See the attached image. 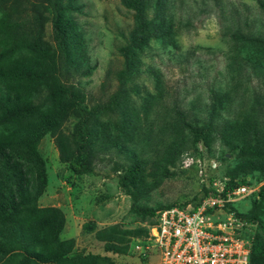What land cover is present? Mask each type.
I'll list each match as a JSON object with an SVG mask.
<instances>
[{
	"label": "rangeland",
	"instance_id": "374dc122",
	"mask_svg": "<svg viewBox=\"0 0 264 264\" xmlns=\"http://www.w3.org/2000/svg\"><path fill=\"white\" fill-rule=\"evenodd\" d=\"M260 1L163 0L176 25L174 35L127 50L135 21L122 0H75L79 11L72 14L93 68L68 82L85 91L89 107L111 97L117 107L100 114L88 173L75 174L60 161L50 133L38 143L40 158L25 147L24 128L36 115L3 133L8 148L0 154V205L22 202L19 215L30 223L58 209L63 216L58 238L73 239L69 256L93 253L115 264H157L148 239L153 218L132 210L118 175L131 159L138 161L137 204L155 211L199 201L205 183L199 169L202 178L216 175L213 161L220 163V173L233 171L256 182L264 170V43L236 40L233 34L264 38ZM45 25L51 41V22ZM7 43L0 32V51ZM14 59L7 57L6 63ZM195 116L210 122L211 130L205 144L194 146L185 123ZM73 122L70 118L63 130L70 131ZM187 155L191 163L184 161ZM234 205L239 213L257 216L254 232L257 225L264 237V201L254 195ZM35 209L43 211L35 216ZM12 229L0 223L1 239ZM106 240L120 245L121 252L105 251ZM5 259L16 264L20 253Z\"/></svg>",
	"mask_w": 264,
	"mask_h": 264
},
{
	"label": "trees",
	"instance_id": "16d2710c",
	"mask_svg": "<svg viewBox=\"0 0 264 264\" xmlns=\"http://www.w3.org/2000/svg\"><path fill=\"white\" fill-rule=\"evenodd\" d=\"M74 1L0 0V12L3 14L0 32L8 38L6 48L0 51V154L8 148L2 134L11 131L20 119L36 115V122L24 128L22 142L25 147L40 158L38 143L44 134L50 133L54 137L60 161L67 163L73 173L82 174L93 171L91 144L100 114L114 112L117 101L111 97L103 104L89 107L85 91L68 82L70 76L86 75L93 68L90 60L85 57L83 38L72 14L73 11H79ZM122 2L133 11L135 21L123 48L136 49L151 39H164L174 35L176 25L172 16L165 12L163 0ZM260 5L264 7V1H260ZM48 21L51 22V41L45 36V24ZM233 38L264 43V38L257 40L240 31H236ZM7 57L15 59L7 64ZM70 118L74 120L73 127L65 132L63 127ZM199 121V117L195 116L185 123L190 134V144L194 146L198 143L205 144L211 130L210 122ZM141 172L140 163L131 159L123 167L122 173H119L118 184L131 197V208L136 214L148 215L154 219L155 209L137 204ZM224 175L249 184L264 181V170L256 177V182L245 176L239 178L233 171ZM206 192L207 189L203 187L202 197ZM20 196L22 200V191ZM255 196L264 201V182ZM200 200L193 205H198ZM20 203L13 200L0 205V223L13 225V229L3 240L0 237V264H11L5 258L15 252L20 253L16 264H115L107 255L86 253L69 256L73 239L58 238L63 224L60 211L50 209L44 217L30 223L20 217ZM171 206L174 205H166L160 209ZM42 211L35 209L33 213L37 216ZM237 214L257 224L255 214L238 211ZM104 250L120 253L121 247L112 240H106ZM249 262L264 264V237L260 235L257 225L253 233Z\"/></svg>",
	"mask_w": 264,
	"mask_h": 264
},
{
	"label": "built area",
	"instance_id": "2783aa9c",
	"mask_svg": "<svg viewBox=\"0 0 264 264\" xmlns=\"http://www.w3.org/2000/svg\"><path fill=\"white\" fill-rule=\"evenodd\" d=\"M184 161L191 163L193 158L187 155ZM219 167V162H211L210 169L217 174L207 179L199 169L207 192L198 205L156 211L148 239L157 264H250L255 224L239 216L234 203L256 195L262 182L231 179L218 172Z\"/></svg>",
	"mask_w": 264,
	"mask_h": 264
}]
</instances>
